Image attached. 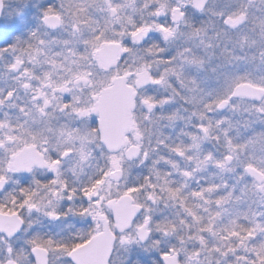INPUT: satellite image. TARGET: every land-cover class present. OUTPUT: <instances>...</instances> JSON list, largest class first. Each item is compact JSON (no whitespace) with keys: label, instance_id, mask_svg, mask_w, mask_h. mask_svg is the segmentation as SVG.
<instances>
[{"label":"snow or ice","instance_id":"1","mask_svg":"<svg viewBox=\"0 0 264 264\" xmlns=\"http://www.w3.org/2000/svg\"><path fill=\"white\" fill-rule=\"evenodd\" d=\"M0 264H264V0H0Z\"/></svg>","mask_w":264,"mask_h":264}]
</instances>
